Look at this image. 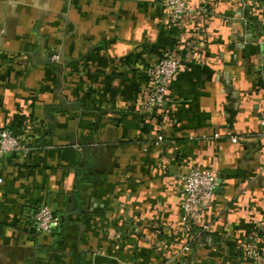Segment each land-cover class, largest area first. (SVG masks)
Wrapping results in <instances>:
<instances>
[{
	"label": "crops",
	"instance_id": "0c3cea01",
	"mask_svg": "<svg viewBox=\"0 0 264 264\" xmlns=\"http://www.w3.org/2000/svg\"><path fill=\"white\" fill-rule=\"evenodd\" d=\"M205 1L178 24L163 0H0V130L34 148L2 160L0 264H254L264 6L192 0ZM176 47L182 70L150 116L147 70ZM193 167L220 182L205 233L182 222ZM41 204L61 222L52 235L34 229Z\"/></svg>",
	"mask_w": 264,
	"mask_h": 264
},
{
	"label": "built area",
	"instance_id": "2783aa9c",
	"mask_svg": "<svg viewBox=\"0 0 264 264\" xmlns=\"http://www.w3.org/2000/svg\"><path fill=\"white\" fill-rule=\"evenodd\" d=\"M242 1L250 9L264 6V0ZM163 7L178 24L207 12L206 1L196 5L192 0H163ZM57 58L58 56H53V59ZM183 60L182 49L171 48L147 70L150 85L144 96L142 107L144 113L156 116L166 110L171 81L181 72ZM262 125L264 126V119ZM159 139L163 140V137L160 136ZM232 140L238 141L236 137ZM33 150L34 148L25 139L14 134L10 129L0 130V184L4 182L3 158L10 153H17L23 160H28ZM219 184L217 175L198 167H193L182 175L181 209L182 222L186 228L197 227L199 233H205L211 229V223L205 219V214L213 205ZM60 225L59 218L49 204L39 205L33 213V226L38 234L52 235L56 233ZM245 252L247 259L254 264H264V235L256 233L246 245Z\"/></svg>",
	"mask_w": 264,
	"mask_h": 264
},
{
	"label": "trees",
	"instance_id": "16d2710c",
	"mask_svg": "<svg viewBox=\"0 0 264 264\" xmlns=\"http://www.w3.org/2000/svg\"><path fill=\"white\" fill-rule=\"evenodd\" d=\"M22 124H23V122H22L21 124L19 123L20 126H21Z\"/></svg>",
	"mask_w": 264,
	"mask_h": 264
}]
</instances>
